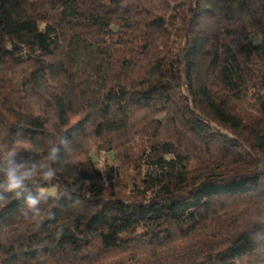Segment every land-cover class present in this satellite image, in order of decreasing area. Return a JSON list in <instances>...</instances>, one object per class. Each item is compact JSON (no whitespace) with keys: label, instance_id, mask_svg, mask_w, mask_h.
Returning a JSON list of instances; mask_svg holds the SVG:
<instances>
[{"label":"trees","instance_id":"trees-1","mask_svg":"<svg viewBox=\"0 0 264 264\" xmlns=\"http://www.w3.org/2000/svg\"><path fill=\"white\" fill-rule=\"evenodd\" d=\"M0 143V264L264 263V0H0Z\"/></svg>","mask_w":264,"mask_h":264},{"label":"clouds","instance_id":"clouds-1","mask_svg":"<svg viewBox=\"0 0 264 264\" xmlns=\"http://www.w3.org/2000/svg\"><path fill=\"white\" fill-rule=\"evenodd\" d=\"M62 142L67 144V138ZM59 151L58 146H53L43 159L22 158L15 145L0 143V204H6L11 197L22 200L25 218L42 223L40 205L49 199L45 185L52 184L57 176L53 164L60 158ZM47 219H54V214L49 213Z\"/></svg>","mask_w":264,"mask_h":264},{"label":"rangeland","instance_id":"rangeland-1","mask_svg":"<svg viewBox=\"0 0 264 264\" xmlns=\"http://www.w3.org/2000/svg\"><path fill=\"white\" fill-rule=\"evenodd\" d=\"M92 159L95 161V163L98 166L104 167L107 163H109L108 160L110 161H114L113 160V156L112 153H106L105 151H93L91 153ZM46 191L48 192V194H54L55 193V189L54 188H48L46 189Z\"/></svg>","mask_w":264,"mask_h":264},{"label":"crops","instance_id":"crops-1","mask_svg":"<svg viewBox=\"0 0 264 264\" xmlns=\"http://www.w3.org/2000/svg\"><path fill=\"white\" fill-rule=\"evenodd\" d=\"M262 264H264V263H262Z\"/></svg>","mask_w":264,"mask_h":264}]
</instances>
